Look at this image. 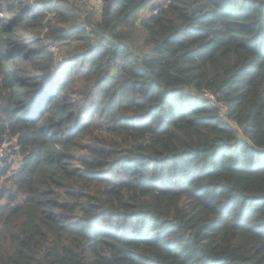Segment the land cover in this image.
<instances>
[{"label": "trees", "instance_id": "trees-1", "mask_svg": "<svg viewBox=\"0 0 264 264\" xmlns=\"http://www.w3.org/2000/svg\"><path fill=\"white\" fill-rule=\"evenodd\" d=\"M100 1L0 0V264H264V0Z\"/></svg>", "mask_w": 264, "mask_h": 264}, {"label": "rangeland", "instance_id": "rangeland-1", "mask_svg": "<svg viewBox=\"0 0 264 264\" xmlns=\"http://www.w3.org/2000/svg\"><path fill=\"white\" fill-rule=\"evenodd\" d=\"M77 1H78V4H79V2L80 3L81 2L84 3V5L86 7V10H90V7L94 6L95 8L98 9V11H100V6H101V1L100 0H84V1L83 0H77ZM147 12H148L147 9H142L139 12V15L143 16ZM2 17H3V15L0 13V18H2ZM54 19L55 18H52V20H54ZM59 47H60L59 48L60 53L59 54H54V55H55V57H56V59L58 61H62V60L65 61L66 59L63 58L64 57L63 56L64 52H65L64 51L65 47H63V46H59ZM9 143L11 145H13L14 141H12V142H4L3 143L5 153H4V155L2 153L3 156L0 155V166H3L6 162H9V164H10V168L9 169H14V168H16L18 166V164L20 162V159H21V156L18 154V151H14V152L12 151L13 149L9 147ZM3 177H0L1 180H3Z\"/></svg>", "mask_w": 264, "mask_h": 264}, {"label": "built area", "instance_id": "built-area-1", "mask_svg": "<svg viewBox=\"0 0 264 264\" xmlns=\"http://www.w3.org/2000/svg\"><path fill=\"white\" fill-rule=\"evenodd\" d=\"M48 14H49L50 17L53 16L52 13H48ZM50 49L54 52V54H59V53H60V51H59V47L56 46V45H51V46H50ZM203 96H205V97H206L207 99H209L210 101L214 102V104H215L216 106H218V107H220V108H223V107H224V103H223L222 101L216 99V97L214 96L213 93H211V92H209V91H206V92L203 93ZM2 153H3V155H4V153H5V150H4V146H3V145L0 146V155H2ZM3 155H2V156H3Z\"/></svg>", "mask_w": 264, "mask_h": 264}]
</instances>
